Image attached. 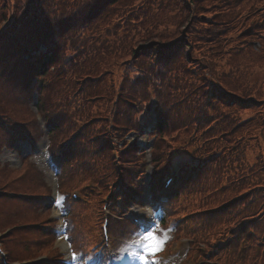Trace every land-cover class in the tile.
I'll return each instance as SVG.
<instances>
[{"label": "trees", "instance_id": "16d2710c", "mask_svg": "<svg viewBox=\"0 0 264 264\" xmlns=\"http://www.w3.org/2000/svg\"><path fill=\"white\" fill-rule=\"evenodd\" d=\"M35 95L62 193L113 184L114 149L124 186L136 190L130 185L145 167L127 136L148 128L139 116L154 110L153 180L180 163L169 190L175 201L183 188L191 206L229 204L207 218L221 223L207 232L216 237L212 258L264 264V0H0V151L37 133L36 120L24 116ZM178 131L199 133L202 147L190 153L196 141L186 136L179 150ZM18 175L0 186L50 191L32 165ZM16 192L0 195V228L26 216L3 204H43ZM99 195L66 197L68 221L73 208L98 229ZM130 195L117 189L112 201ZM12 231L4 239L11 260L35 257L56 235L52 227Z\"/></svg>", "mask_w": 264, "mask_h": 264}, {"label": "rangeland", "instance_id": "374dc122", "mask_svg": "<svg viewBox=\"0 0 264 264\" xmlns=\"http://www.w3.org/2000/svg\"><path fill=\"white\" fill-rule=\"evenodd\" d=\"M174 38L176 37L171 36L169 40H173ZM237 62H241V60L236 61L235 63L237 64ZM257 78H260V73H257L254 77H251L250 81H254ZM29 110H30V113L25 111L24 116L28 119L36 118L33 107L30 106ZM176 135L178 137V140L180 141V140H183V138H185L186 136L188 137L191 136V133H188L185 135L184 131H178ZM199 136H200L199 133L196 135L194 132L192 133L191 140H193L194 138L196 143L193 146L190 145V151H189L190 153H195L200 148V145L204 142V139L200 138ZM133 137L136 138L137 136H135L134 134L132 138ZM36 147L38 148L37 152H35L34 149L30 148L29 144L26 141L20 140L19 142L15 144L14 149H10V150L5 149L2 151V153H0V184L5 183L7 180H10V178H12L11 176L16 175L25 165V162L23 161L24 158L29 156L31 160L30 164L33 165L34 170L37 169L38 171H41V174L43 173V176L45 177V180L47 181L49 186L56 187L57 177L55 173V168L53 164L50 162V155L47 154L48 153L47 151H49V139H47V137H42L38 139ZM41 151H45L46 154L42 156L40 153ZM152 155L154 154L151 153L150 156ZM110 184L107 187H104V189L100 187H92V190L90 192L91 193L100 192L99 198H104L107 195V191L110 189ZM32 192L41 194V193H45L46 191L45 189L35 188L32 190ZM61 197H62L61 194H58L55 188V192H52L51 199L47 198V201H46L47 207H50L51 209L46 208L45 211L42 209H38L35 211L34 209H30L26 205L17 204V203L3 204L1 208H3L4 210L19 209L21 214L26 215V219L24 220L19 219L18 221L47 220L46 222H50L52 219L55 220V218H57L59 220L57 224L59 225V227H63V221L60 220L59 218L61 216L59 209H60V206L63 200L61 199ZM90 198H96V197L91 196ZM56 200H59V203H56ZM132 208H134L135 211H140L143 214H145V212L147 211L146 207L140 208L138 206H133ZM177 217L178 215L176 217L170 218V220H174ZM155 221L156 220L154 219L152 223H147L148 227L150 228L149 231L141 235L138 239L134 240L133 238H131V239H128L126 242H122L123 240L121 241L117 240L116 242L115 241L113 242V240L111 241V244L112 246H114L115 249H120L121 255L119 259L122 260V264H127V262L129 261L131 262L130 264H148V263L151 264L152 263L150 262L151 258H154L156 254L162 253L164 250H166L165 243L169 239L170 233L167 232L166 230L165 231L158 230L160 234L157 233V230L155 232L153 230V223ZM150 233L153 234L154 239H148ZM178 239L180 242V247H179V250L177 251V254L174 256L166 255L167 259L165 260L164 264H179L181 259L185 258V254L189 247L186 241L183 240L182 236L179 235ZM198 241L200 240H196V241L194 240L190 242L191 247H192V244H195V248H197ZM200 242L203 243L202 241ZM57 245L59 248H61V250L63 246L69 247L64 234L60 233L59 239L57 241ZM157 245H158L157 250L152 251L151 246H157ZM141 246H143V255L141 258L138 259L137 254L140 250L139 247ZM43 252L45 254L48 253L47 250ZM69 253L71 254L70 250H69Z\"/></svg>", "mask_w": 264, "mask_h": 264}, {"label": "snow or ice", "instance_id": "6c2138e0", "mask_svg": "<svg viewBox=\"0 0 264 264\" xmlns=\"http://www.w3.org/2000/svg\"><path fill=\"white\" fill-rule=\"evenodd\" d=\"M153 120H154V116L147 108H145L144 112L141 113L139 116L140 123L145 125V126L150 125L153 122ZM61 199H63V198L61 197ZM56 203H59V200H56ZM148 239H154L153 234L150 233ZM157 248H158V245L157 246H151L152 251H156ZM72 258L76 259L75 253L72 254Z\"/></svg>", "mask_w": 264, "mask_h": 264}]
</instances>
